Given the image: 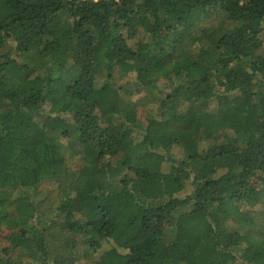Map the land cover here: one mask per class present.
<instances>
[{
  "label": "trees",
  "instance_id": "16d2710c",
  "mask_svg": "<svg viewBox=\"0 0 264 264\" xmlns=\"http://www.w3.org/2000/svg\"><path fill=\"white\" fill-rule=\"evenodd\" d=\"M2 226L0 264H264V0H0Z\"/></svg>",
  "mask_w": 264,
  "mask_h": 264
},
{
  "label": "rangeland",
  "instance_id": "374dc122",
  "mask_svg": "<svg viewBox=\"0 0 264 264\" xmlns=\"http://www.w3.org/2000/svg\"><path fill=\"white\" fill-rule=\"evenodd\" d=\"M129 76H131L130 77V79H132L133 81H134V79L136 78L135 76H136V73H132L131 75H129ZM128 80V78L127 77H125L124 76V78L122 79V82H126ZM143 112V111H142ZM141 112V119L143 120V118H144V112L142 113ZM60 126V124L58 123V122H54L53 124H52V128H55V130L54 131H56V127H59ZM42 186H44V187H49L50 185L49 184H45V185H42ZM182 194V193H181ZM9 235H10V230L9 229H6L5 228V226H2L1 228H0V243H2V244H8V237H9Z\"/></svg>",
  "mask_w": 264,
  "mask_h": 264
}]
</instances>
